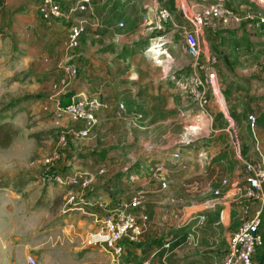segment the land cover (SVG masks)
Wrapping results in <instances>:
<instances>
[{"label":"crops","instance_id":"obj_1","mask_svg":"<svg viewBox=\"0 0 264 264\" xmlns=\"http://www.w3.org/2000/svg\"><path fill=\"white\" fill-rule=\"evenodd\" d=\"M18 1L19 4H22L27 0ZM16 2V0H0L3 6L0 10V26L3 21H7V18L15 17L16 14L12 16L9 14L8 8ZM106 5L107 8L110 6L114 9L115 15L123 13L127 19V24H133L137 21L136 33H160L166 31L167 27H169V31L154 37V40L162 41L163 39L165 48L155 46L157 43L147 46L146 49L149 51L153 50L155 54L158 50L168 49L166 42L170 41L167 38L170 34H173V29L177 28L183 31V28L187 27L192 30H198V34L202 38V40L199 39L202 49L200 62L210 68L208 72V74L210 73L209 78L206 72L198 71L203 77H206L207 90L211 96V103L209 107L205 108V111H214L210 119L212 128H219L220 125L225 126L224 138L221 136L215 137L203 147H201L202 145L193 147L194 151H191L192 154L187 157L190 167L188 172L184 170L177 174L172 169L175 163L170 162L172 164H169V162H166V170L164 169V171L157 173L162 174L161 177L153 180H151L152 176L147 173L149 172L147 169L146 171L143 170L146 175H142L143 173L141 174L138 170L129 171L127 166L121 168L114 163L111 164L112 168L115 165L114 171L111 170L110 174L102 176L97 173L98 167L105 165L99 163L100 161L95 155L85 153L82 156L77 154L64 156L57 163L56 168L65 174H77L83 171L95 172L96 178L89 192V197L92 200L105 198L116 201L121 198L131 197L140 188L144 189L146 213L149 216L147 221L140 220L141 225L144 227V237L139 244H131L126 240L124 241L125 252L122 260L133 261L138 264H222L228 249L230 234L238 228L243 219L253 217L261 209L260 200L250 201L248 209L244 207L247 204V199L245 198L246 182L241 163L245 160L264 162V82L261 79L264 77V72L261 71L264 64V25L256 26L254 22L245 18L247 13L264 11V0H239L230 7L235 11L237 17H240V20L230 18L226 23L218 21L216 26L206 27H199L194 21L196 11H200L206 5V2L202 0H92L88 11L75 13L76 15L74 14V19H72V21L83 22L85 27L81 43L82 40L87 38L86 35L89 33L88 30L91 29V25L92 27L94 26V29L101 27L99 24L100 18L96 16L95 12L97 8L102 11ZM119 5L121 9H118ZM163 7L174 10V18L173 22L168 23L165 29L160 31L156 28V16L157 11ZM1 11L6 14L5 20L1 16ZM22 12L24 13L25 11L22 10ZM22 12H18L19 18L25 17ZM91 13L93 17L88 16ZM29 16L23 25H27V27L32 29L35 27V30L42 32L49 42H64L67 51L70 50L67 47V43L71 21L63 20L62 22H66L65 26L58 21L49 23L40 16L38 9L35 14L30 12ZM65 28H68L67 32ZM164 36L166 38H163ZM222 41L225 44L218 46L217 43ZM160 43L158 42V44ZM117 44L118 47L121 44L122 48V46L131 44V42L118 41ZM109 45L105 48H108ZM6 46L8 45L0 41V73H6V61L13 54L9 52V48L7 49ZM118 47L116 49L119 51ZM211 48L214 51H224L226 63L228 65L231 62L233 69L228 67V70L222 73L221 69H218L219 61L211 63L209 60L210 56L215 55ZM109 49H101L98 57L91 59L89 57L91 47L88 44L87 48L83 47L76 55L67 56L65 58L67 64L74 58L77 60L78 57L81 64L79 74L67 82H65L68 78L66 68H64V73H61V75H54L49 98H58V94L64 91H66L64 93L71 92L80 96L98 95L107 105L106 108L101 109L98 113L99 124L100 118L105 114L120 115L119 106L123 102L119 101V99H121V95L127 85L129 87L133 86L134 82L128 81L138 78L136 81L137 88H131V91L135 92V96H140L137 100H141L143 106H145L144 100L150 97L149 94L151 92L155 94L153 96H156L154 98L157 102L147 103L149 104L147 108L145 107L147 111H153L154 109V111L160 112L164 109L168 111L175 108L178 109L176 106H179L181 99L178 95H171L173 90L168 86L166 80L168 75L165 69H161L162 71L157 75L139 78L134 72L135 62L131 61L130 54H125L126 56L121 57L118 55L113 58L109 56L112 54L111 52L106 53V50ZM156 55L158 56V54ZM227 58L231 61L229 62ZM33 59L32 55L24 56L19 61L22 67H17L16 70L31 72L30 67L33 65L29 63ZM45 59L48 64H51V60L47 56ZM125 65L130 67L129 71L124 70ZM182 68H188V71L184 74L185 77L193 70L192 61L185 59L183 64L177 67L175 71ZM47 71H49L48 67H46L45 73ZM142 87L145 90H142ZM53 88H55L54 92H52ZM58 88L59 90L56 91ZM219 97L222 100L221 106L217 104ZM167 101L168 104L165 105ZM196 105L199 106L197 103ZM249 115H255L256 121L251 122ZM74 125H76V128L70 129L67 133L82 127V123L79 121H75ZM61 130L66 132L63 131L64 129ZM226 136L230 137V139L225 142ZM204 147L207 154L203 153ZM166 149L170 148L167 147ZM176 150L180 149L177 148L173 152ZM114 154L116 156L112 158L115 160L118 158L123 159L122 155ZM167 154L166 152L163 156L157 154L156 157L148 154L142 160L144 162L142 169L145 167L144 164L148 168L149 166H155L162 159L165 160L168 156ZM147 161H150V164L147 165L145 163ZM204 163L207 164L205 169ZM217 163H222V165L217 167ZM225 163H228L231 168V174L227 176H225ZM199 165L202 168H199ZM166 167L170 168L171 172ZM215 167L217 168V173L212 171V168L214 169ZM218 169H221L219 173ZM118 171H125L126 175L123 176L124 178H118V174H116L119 173ZM223 178L228 179L226 185L221 184ZM163 180L172 182V187H175L173 184H177V181H180L182 185L191 184L192 189L200 193V198L203 199V203H198V205L193 207L191 214L202 212L206 215V220L201 222L197 218L192 220L186 218L182 224L174 227L177 231L174 229L170 231L168 226L174 221V215L172 217L170 213H175V210H171L168 207L167 200L169 198L167 196L163 197L165 196L161 192V189H164L162 188ZM217 188L222 190L218 196L213 193V190ZM65 207L64 205L62 208L63 216H65L62 221L66 225L65 238H67L69 246L74 249L72 253L84 257L78 260L71 256L74 259L70 261V264H107L109 255L103 249L93 248L87 242L89 233L94 229L93 218L86 214L68 213L65 211ZM95 209L100 212V209ZM261 220L260 233L264 241V210ZM182 226V229H178ZM166 241L171 242L169 248L163 247ZM257 260L264 264V252L260 251L257 255Z\"/></svg>","mask_w":264,"mask_h":264},{"label":"rangeland","instance_id":"obj_2","mask_svg":"<svg viewBox=\"0 0 264 264\" xmlns=\"http://www.w3.org/2000/svg\"><path fill=\"white\" fill-rule=\"evenodd\" d=\"M16 1L8 8L9 14L11 16L16 14L15 17L7 18V21H3L0 26V41L8 45L6 48L13 53L6 61V73H0V264H28L27 258L30 254L36 258V264H70L73 257L78 260L84 257L72 253L74 249L69 246L65 238L66 225L62 221L65 217L62 208L65 205L67 189L43 181L46 168L44 157L58 145L62 135H66L69 140L64 156L68 154L82 156L83 153L95 155L99 163L105 165L102 167L107 169L102 176L110 174L111 170L115 169V165L114 168L111 167L112 163L121 168L127 166L129 171L138 170L143 173L142 175H146L143 170L148 171L149 168L144 164L145 167L142 169L144 163L142 160L148 154L156 157L157 154L163 156L166 152L170 156L177 148L180 149L183 161L187 162L185 168L174 164L172 169L179 174L184 170L189 171L187 157L192 154L191 151H194L193 147L200 145L203 147L215 137L224 138L225 126L212 128L210 119L214 111H205L197 106L178 83V78L185 80L187 76L184 77V74L188 68L177 71L175 69L181 66L185 59L192 61L184 50L185 39L182 30L173 29V34L167 36L170 40L166 42L168 49H162L165 52L158 50L157 56L153 50L149 51L146 48L153 43L159 45L158 42H161L160 46L165 48L164 40H154V37L166 33L169 27L166 31L160 30L162 31L160 33H136L137 21L127 24L123 13L115 15L114 9L110 6L107 8L106 5L102 11L97 8L95 12L100 18L101 27L94 29L91 25L86 41L82 40L79 48L67 51L63 41V43L49 42L42 32L35 30V27L32 29L23 25L30 17V12L33 14L37 12V1L27 0L22 4ZM238 1L230 0L228 5L232 6ZM118 9H121L120 5ZM22 10L25 12L23 13ZM20 11L25 17L19 18ZM5 15L4 11H1L3 20L6 18ZM88 16L93 17V14ZM62 25L65 26L66 22H62ZM67 30L68 28H65L66 32ZM197 37L198 40H202L198 33ZM114 39L128 41L131 44L121 48V44L118 47V41ZM109 43L114 44L109 45ZM88 44L91 47L89 50L91 59L97 58L103 48H110L106 53L111 52L109 56L113 58L130 54L131 61L135 62L134 72L139 78L157 75L162 71L161 69H165L168 86L173 90L171 95H178L181 99L179 106H176L178 109L147 111L148 102H157L154 98L156 96H153L155 94L151 92L150 97L144 100L146 105L143 106L142 101L137 100L140 96H135V92L131 91V88H137L138 78L130 79L128 82H134L133 86L127 85L119 99L124 105L123 108L119 106L120 115H103L100 123L86 139H76L72 131L67 133L70 129L76 128L75 120L66 116L58 122L52 110L71 92L64 93L66 92L64 91L58 94V98L50 99L52 78L54 75L64 73L67 56L76 55L83 47L87 48ZM220 44L225 42L217 43L218 46ZM107 45L108 48H105ZM213 52L216 56L215 63L219 61L218 69H221L222 73L227 71L228 67L233 69L229 58L227 60L230 63L227 65L224 51L213 50ZM28 55L34 58L29 63L33 65L30 67L31 72L16 70L17 67H22L19 61ZM46 56L51 60V64L46 61ZM72 61L80 67L78 57L77 60L74 58ZM46 67L49 71L45 73ZM262 67L261 71L264 72V64ZM124 70L129 71L130 67L125 65ZM261 79L264 82V77ZM53 90L55 88L52 92ZM58 90L59 88L56 91ZM221 102L219 97L217 104L221 106ZM167 104L168 101L165 105ZM61 129L66 132H62ZM228 139L230 137L226 136L225 142ZM166 146L170 149H166ZM205 149L204 147V154L207 152ZM114 153L122 155L123 159L115 160L112 158L116 156ZM166 162L172 164L169 160ZM145 163L148 165L150 161ZM204 164L205 169L207 164ZM221 165L222 163H217L216 166ZM99 167L98 170L101 168ZM166 168L171 172L170 168ZM199 168L202 167L199 165ZM216 169V167L212 168L213 173H217ZM219 170L221 169H218V173ZM118 172L116 173L118 178H124L123 176L126 175L125 171ZM156 174L153 170L150 171L151 180L162 175ZM229 174H231L230 165L225 163V176ZM167 182L168 187L161 189V192L165 195L163 197L169 198L168 207L175 210V213H170L172 217L174 215V221L168 228L170 231L173 229L177 231L174 227L182 224L192 213L193 207L203 203V199L200 198V193L192 189L191 184L182 185L177 181V184H173L175 187H172V182ZM182 228L183 226L178 229Z\"/></svg>","mask_w":264,"mask_h":264},{"label":"built area","instance_id":"obj_3","mask_svg":"<svg viewBox=\"0 0 264 264\" xmlns=\"http://www.w3.org/2000/svg\"><path fill=\"white\" fill-rule=\"evenodd\" d=\"M184 1V0H181ZM206 5L194 14V21L199 27L216 26L218 21L228 22L230 18L240 20L235 11L228 5L230 0H202ZM92 0H37V9L40 16L47 22H62L67 19L71 21L68 31L69 49H77L80 46L81 38L84 33V25L81 21H72L75 13L89 10ZM0 3V10L2 9ZM156 28L164 30L168 23L173 22L174 10L163 7L157 11ZM246 19L254 22L256 26L264 25V11L247 13ZM121 25L123 23L121 22ZM185 52L192 58L193 70L184 79H179L178 83L189 97L201 108L209 107L211 96L204 79L198 72L202 70L208 74L210 68L208 65L200 62L202 49L197 37L198 30L183 28ZM161 47L159 45H155ZM211 63H215L216 56L211 55ZM68 80L78 76L79 66L70 60L66 66ZM210 73L208 74V78ZM208 80V79H207ZM122 108L123 104L120 105ZM106 103L98 96H80L73 94L67 102L59 103L52 113L56 121H60L66 116L82 123V127L73 130L76 139L88 138L92 130L98 124V113L106 108ZM251 122L256 121L255 115H249ZM69 146V140L66 135H62L58 145L44 157L45 171L43 181L55 183L60 187H65V211L68 213H81L93 218L94 229L89 233L87 242L93 247L103 249L109 255L107 264H138L133 261H124L122 257L125 252L124 241L131 244H139L144 237V227L140 220L147 221L149 216L146 213V199L144 189L140 190L129 198H121L116 201L105 198L90 199L89 192L95 181L96 173L93 171H83L77 174H65L57 169V163L64 157L65 151ZM169 160L180 168H185L187 162L183 161L180 150H176L162 159L155 165L149 167L150 171L158 173L163 171L166 161ZM184 162V163H183ZM178 163V164H177ZM244 178L246 182L245 198L247 204L245 209L249 208V202L252 200L261 201V209L251 218L242 220L237 229L229 236L228 249L224 255L222 264H261L257 260L260 251L264 252V241L260 233L261 215L264 210V162L263 161H242ZM107 172L105 167H101L97 173L103 175ZM228 179L221 180L222 185H226ZM166 181H162V188H167ZM75 188V189H74ZM220 188L214 189V195H220ZM95 208L100 209V212ZM197 218L201 222L206 220V215L202 212L191 214L188 220ZM171 246L170 241L163 244L164 248ZM260 249V250H259ZM29 264H36L34 256H28Z\"/></svg>","mask_w":264,"mask_h":264},{"label":"trees","instance_id":"obj_4","mask_svg":"<svg viewBox=\"0 0 264 264\" xmlns=\"http://www.w3.org/2000/svg\"><path fill=\"white\" fill-rule=\"evenodd\" d=\"M71 95H73V94L70 93V95L65 96L63 102H64V103L67 102V101L69 100V98H70Z\"/></svg>","mask_w":264,"mask_h":264},{"label":"bare ground","instance_id":"obj_5","mask_svg":"<svg viewBox=\"0 0 264 264\" xmlns=\"http://www.w3.org/2000/svg\"><path fill=\"white\" fill-rule=\"evenodd\" d=\"M153 49H155V48H153Z\"/></svg>","mask_w":264,"mask_h":264}]
</instances>
